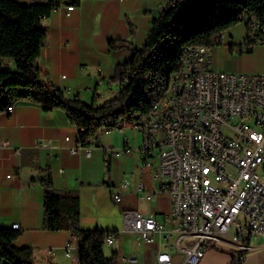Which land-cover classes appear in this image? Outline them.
<instances>
[{
    "label": "crops",
    "instance_id": "0c3cea01",
    "mask_svg": "<svg viewBox=\"0 0 264 264\" xmlns=\"http://www.w3.org/2000/svg\"><path fill=\"white\" fill-rule=\"evenodd\" d=\"M16 1L31 4L33 0ZM74 4L71 11L63 5L43 19L47 40L37 64L46 71L43 79L62 88L69 99L102 104L118 95L119 86L113 80L117 67L130 61L135 49L142 47L153 20L165 10L168 0H76ZM227 35L229 39L211 48L212 67L227 72L264 73L252 69L250 61L264 50V44L240 51L244 37L234 43L231 29ZM111 42H126L132 47L111 49ZM235 46L240 55L234 53ZM2 68L17 71L10 58H3ZM13 106L12 113H0V227L19 224L21 234L13 243L32 247L34 264L79 263L78 239L67 230L44 228L41 180L47 175H51L57 190L79 196L80 227L84 230L121 231L128 210L153 214L163 224L164 230L155 233L153 243L139 244L136 236L126 230L113 244L119 264L127 255H136L137 264H153L161 250L172 252L174 264L183 263L186 243L179 245L174 238L166 239V229L177 223L171 214V198L156 193L148 200L136 190L138 181H143L148 190L161 182L153 176L157 159L149 158L152 168H142L144 156L137 150L142 142L139 132L120 128L100 135L88 157L83 150L71 153L69 149L78 144L79 132L65 110L22 99L14 101ZM68 136L69 142L65 140ZM123 147L133 151L117 153ZM124 179L130 185L123 191L122 202L116 204L112 193ZM247 241L253 248L240 249L230 234L226 242L209 247L200 264H264V238L249 237ZM68 243L72 244L71 257L65 254Z\"/></svg>",
    "mask_w": 264,
    "mask_h": 264
},
{
    "label": "built area",
    "instance_id": "2783aa9c",
    "mask_svg": "<svg viewBox=\"0 0 264 264\" xmlns=\"http://www.w3.org/2000/svg\"><path fill=\"white\" fill-rule=\"evenodd\" d=\"M193 1L197 0H168L167 6ZM74 7L73 3L68 11ZM243 23L246 33L240 51L264 44V20L250 14ZM220 39L223 43L226 33ZM211 48L185 47L164 98L147 118L132 126L142 136L137 148L144 156L142 168H152L149 158L157 159L153 176L161 180L153 190L138 181L136 190L148 200L156 193L171 198V214L177 223L166 229V239L186 243L182 264H200L207 249L226 242L230 234L243 250L253 248L249 237L264 238V73L216 70L211 64ZM13 109L11 104L6 111L12 113ZM65 140L69 142L71 137ZM93 143L84 146L78 141L69 149L71 153L83 150L90 157ZM117 151L130 153L133 148ZM129 185L124 179L112 193L116 204L122 202ZM125 219V228L110 233L106 245L118 242L126 230L139 244L153 243L155 233L164 230L153 214L128 210ZM13 228L18 229L19 224ZM71 247V243L66 245L68 257ZM138 262L136 255L121 257V264ZM153 264H174L172 252L159 251Z\"/></svg>",
    "mask_w": 264,
    "mask_h": 264
},
{
    "label": "trees",
    "instance_id": "16d2710c",
    "mask_svg": "<svg viewBox=\"0 0 264 264\" xmlns=\"http://www.w3.org/2000/svg\"><path fill=\"white\" fill-rule=\"evenodd\" d=\"M75 1L33 0L22 4L0 0V113L19 99L62 108L77 127L79 142L84 146L94 142L105 129L131 127L147 118L164 98L185 47L222 44L220 34L250 14L264 20V0H197L169 5L153 20L144 44L135 49L133 58L117 67L113 80L119 86L118 95L95 104L69 99L62 88L43 79L46 71L37 64L47 40L43 19L52 10ZM125 46L131 48L132 44L111 42L110 47ZM3 58L12 59L17 71L4 70ZM41 182L44 228L67 230L78 239V264H119L117 253L111 257L105 253L106 239L114 231L82 229L79 196L57 190L51 175L44 176ZM20 234L13 227H0L1 264H34L33 248L13 243Z\"/></svg>",
    "mask_w": 264,
    "mask_h": 264
},
{
    "label": "rangeland",
    "instance_id": "374dc122",
    "mask_svg": "<svg viewBox=\"0 0 264 264\" xmlns=\"http://www.w3.org/2000/svg\"><path fill=\"white\" fill-rule=\"evenodd\" d=\"M231 31H232V36H233L232 42L237 41L238 38H240V40H241L244 37L245 33H246L245 23H243V22L239 23L238 25H236L233 28H231ZM226 38L229 39V35H227ZM237 44L238 43L236 42V46H238ZM236 46L234 47L235 48L234 49V51H235L234 53L238 54V49H237ZM244 54L247 55L248 53H244ZM238 55H240V54H238ZM250 61L252 62V65H253V68L252 69L260 70V72L261 71H264V50H262L256 56H252V58H250ZM230 72H233V71H230ZM237 72H239V71H237ZM243 72H246V71H243ZM254 72H257V71H254ZM124 129H133V128L131 126V127H125ZM114 130H118V129H114ZM105 133H106L105 130H103L100 135H103ZM115 249L116 248H115L114 245L113 246H111V245L110 246L109 245H105V253H106V255L108 257H111L112 254L115 252Z\"/></svg>",
    "mask_w": 264,
    "mask_h": 264
}]
</instances>
